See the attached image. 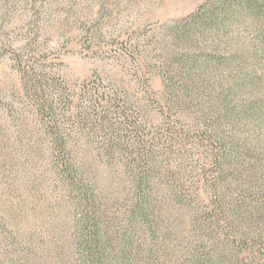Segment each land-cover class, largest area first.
<instances>
[{
	"label": "trees",
	"instance_id": "trees-1",
	"mask_svg": "<svg viewBox=\"0 0 264 264\" xmlns=\"http://www.w3.org/2000/svg\"><path fill=\"white\" fill-rule=\"evenodd\" d=\"M41 1L27 0V42L13 51L22 97L18 106H6L5 99L0 106L15 122V151L38 165L41 181L58 188L62 200L49 206L42 223L27 224L25 231L0 217L5 245L0 264H160L161 246L168 240V234L160 233L169 229L167 202L182 207L188 195L199 196L198 188L190 193L185 180V140L191 137L205 148L208 162L201 165L200 177L212 206L202 211L190 205L195 242L189 243L183 264H264V180L254 165L243 168L239 163L223 133V119L203 122L195 136L177 128L179 119L153 132L140 121L141 108L122 79L96 71L70 83L52 72L38 58L43 54L37 38ZM176 23L190 42L205 44L214 38V48L204 52V67L217 60L264 63V0H207ZM84 32L85 44L103 36L100 28ZM225 37L237 44L230 54L223 46L226 41L222 45ZM123 44L125 49L113 58L119 64L142 65L135 40ZM177 56L170 59L177 66L174 73L168 66L160 71L169 88L176 72L199 62L192 53ZM138 77L136 71L131 81L148 88L149 80ZM173 104L172 98L167 103L171 110ZM253 108L264 115V107ZM193 199L188 201L193 204ZM29 214L23 219L34 220ZM36 233L49 234L51 240Z\"/></svg>",
	"mask_w": 264,
	"mask_h": 264
},
{
	"label": "rangeland",
	"instance_id": "rangeland-1",
	"mask_svg": "<svg viewBox=\"0 0 264 264\" xmlns=\"http://www.w3.org/2000/svg\"><path fill=\"white\" fill-rule=\"evenodd\" d=\"M206 1L42 0L37 38L43 54L38 58L49 70L70 83L90 78L96 71L104 77L122 79L141 108L140 121L153 132L179 119L177 128L195 136L203 122L213 120V117L222 118L223 133L238 152L239 163L243 168L254 165L255 174L264 180V115H257L254 108L253 112L251 110L252 105L257 110L264 107V63L252 64L248 60L243 65L242 62L230 63L226 60L222 64L217 60L206 64V68L203 65L204 52L214 48V38L209 37L205 44H199L195 39L190 42L191 39L176 27V21L186 18ZM28 18L27 0H0V99H5L6 106L12 103L18 106L17 101L22 97L20 77L13 66V51L27 42ZM166 26H170L169 31ZM88 28H100L102 38L85 44L84 31ZM240 37H245V34L241 33ZM131 38L142 51L140 66L139 62L119 64L113 58L117 51L125 49L123 41ZM233 42L226 37L222 41L228 54L237 47ZM185 53L199 58L198 65L184 67L182 73L176 72L174 75H178L172 85L166 87L160 71L168 66L173 67L174 73L177 66L170 62L172 55ZM136 71L140 75L138 79L149 80L148 88L144 83L131 81L135 79ZM172 98L174 104L171 110L167 103L170 104ZM179 115L182 117L179 118ZM15 129L14 120L0 106V217L5 218L14 229L25 231L33 223H42L49 206L62 199L58 188L51 187L44 179L41 181L43 171L38 169V165L15 151ZM185 141L188 144L184 148L185 180L190 193L198 188L199 196H192L191 204L188 200L192 198L188 195L182 207L170 199L167 202L169 229L163 228L160 233L168 234V240L161 246L164 253H160V264L187 262L189 243L195 242L191 206H198L202 211L205 206H212L200 177L201 165L208 162L205 160V148L203 144L195 145L192 137L190 141ZM118 191H121L119 184ZM118 191L115 197L119 195ZM27 212L34 220L23 219V214ZM35 236L40 239L46 234L36 233ZM49 237L51 235L48 234L46 238L51 240ZM3 249L4 233L0 234V252Z\"/></svg>",
	"mask_w": 264,
	"mask_h": 264
}]
</instances>
